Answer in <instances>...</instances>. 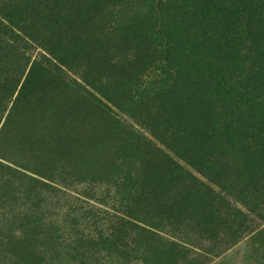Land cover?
I'll return each instance as SVG.
<instances>
[{
    "label": "rangeland",
    "instance_id": "374dc122",
    "mask_svg": "<svg viewBox=\"0 0 264 264\" xmlns=\"http://www.w3.org/2000/svg\"><path fill=\"white\" fill-rule=\"evenodd\" d=\"M158 1L104 6L93 32L115 58L88 81L109 100L84 86L177 168L111 151L102 162L120 142L92 143L91 107L50 87L46 110V76L13 104L22 78L0 113V264H264V64L245 50L264 44L250 34L262 22L239 8L226 41L216 0ZM58 66L84 84L85 70ZM68 107L61 131L78 113L89 143L82 162L61 143L53 165L47 121Z\"/></svg>",
    "mask_w": 264,
    "mask_h": 264
},
{
    "label": "trees",
    "instance_id": "16d2710c",
    "mask_svg": "<svg viewBox=\"0 0 264 264\" xmlns=\"http://www.w3.org/2000/svg\"><path fill=\"white\" fill-rule=\"evenodd\" d=\"M109 1L0 0V113L4 111L6 104L10 101L8 90L12 85L18 86L23 78L14 104L31 82L35 84L34 79L46 76V110L57 105L53 99H48L52 93L50 87L59 88L64 91V94L77 96L82 104L86 103L90 106L98 121L101 122L93 126L90 132L93 139L97 135L99 137L97 142H92L95 143L94 145H99L108 136L117 138L120 142L110 144L109 150L103 152L102 162H107L110 159L109 151H111L110 154L114 156L122 154L131 159L136 154L143 157L141 161L145 159L147 163L163 162L168 169L177 168L172 160L154 148V145L139 132L121 124L120 120L113 116L112 109L86 87L87 85L93 86L90 88L99 94L103 91L104 98L109 100L108 96L111 94L109 90H100V87L96 88L88 81L92 79L91 75L99 74L111 67L115 58V44L111 43L109 39L108 41L96 39L93 32L100 13ZM162 1L157 2L158 8L170 2V0H165L163 4ZM216 2L219 4L217 12H222L227 17L223 19L222 23L224 40L227 41L230 37L226 27L230 22L236 24V29L239 28V24L244 22L242 18H238L239 8L245 10L249 25L252 23L255 26L258 25V21L262 22L259 25L260 28H255L250 34L257 36L258 32L259 35L264 33V0H260L259 3L254 0H216ZM256 17L259 19L257 20ZM33 44L37 45L42 52L32 59L29 51ZM263 47L264 44L250 41L248 47L245 48L254 60L253 65H261L262 62L264 64ZM58 65L70 70L74 68L85 70L82 73L84 84L67 76ZM37 84L40 86V83ZM49 92L50 95H48ZM21 101L22 99L19 100V102ZM30 105L31 102H25L24 107ZM70 110L73 109L68 107L65 112L61 111L63 113L55 111L53 117L57 120L52 117L47 121L46 139L50 142V145H46V154L49 156L47 162L53 165L62 162L59 151L61 143L67 150L71 151L74 148L80 161L85 154L84 147L89 143H84L82 140L85 119L84 116L80 120L76 119L80 117L78 113L68 123V126L73 123L74 126L61 131L63 122L69 120L65 117ZM108 144L104 145L102 142L100 150ZM46 188H51V186L46 185ZM140 231L142 234L152 235L144 229H140Z\"/></svg>",
    "mask_w": 264,
    "mask_h": 264
}]
</instances>
